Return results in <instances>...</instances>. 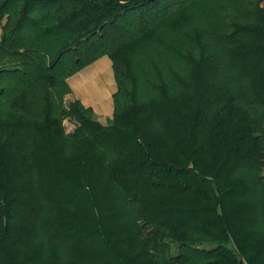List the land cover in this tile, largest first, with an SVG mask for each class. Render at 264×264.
Here are the masks:
<instances>
[{
    "label": "trees",
    "instance_id": "1",
    "mask_svg": "<svg viewBox=\"0 0 264 264\" xmlns=\"http://www.w3.org/2000/svg\"><path fill=\"white\" fill-rule=\"evenodd\" d=\"M0 264H264V0H0Z\"/></svg>",
    "mask_w": 264,
    "mask_h": 264
},
{
    "label": "rangeland",
    "instance_id": "2",
    "mask_svg": "<svg viewBox=\"0 0 264 264\" xmlns=\"http://www.w3.org/2000/svg\"><path fill=\"white\" fill-rule=\"evenodd\" d=\"M197 14L199 15L198 17ZM212 16L209 10L196 11L194 20L197 24H202L207 18ZM204 17V18H203ZM203 18V20H198ZM68 84L76 83L74 94L67 96V100L79 99L84 105L92 107L96 118L102 124H107L112 116V99L111 94L116 90V85L113 79L111 62L108 57L99 58L95 63L86 67L76 75H73ZM110 93V96H109ZM86 102V104H85ZM67 129H70L68 124Z\"/></svg>",
    "mask_w": 264,
    "mask_h": 264
},
{
    "label": "crops",
    "instance_id": "3",
    "mask_svg": "<svg viewBox=\"0 0 264 264\" xmlns=\"http://www.w3.org/2000/svg\"><path fill=\"white\" fill-rule=\"evenodd\" d=\"M94 63H95V62H94ZM91 65H92V64H91ZM89 66H90V65H89ZM87 67H88V66H87ZM84 69H85V68H84ZM84 69H83V70H84ZM81 71H82V70H81ZM81 71H80V72H81ZM78 73H79V72H78ZM78 73H77V74H78ZM75 75H76V74H75ZM72 77H73V76H72ZM72 77L70 78L69 82L71 81ZM113 79H114V78H113ZM70 83H71V82H70ZM70 83H69V85H70V87H71V89H72V95H73V94H74V87H75L76 83H75V82H74L73 84H70ZM112 94H113V93H112ZM112 94H111V97H112ZM109 96H110V93H109ZM75 99H77V98H75ZM85 104H86V102H85ZM85 106H87V105H85ZM87 107H88V106H87ZM91 108H92V107H91Z\"/></svg>",
    "mask_w": 264,
    "mask_h": 264
}]
</instances>
